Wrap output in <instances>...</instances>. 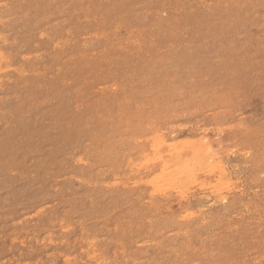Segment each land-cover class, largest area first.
I'll list each match as a JSON object with an SVG mask.
<instances>
[{"label":"rangeland","instance_id":"rangeland-1","mask_svg":"<svg viewBox=\"0 0 264 264\" xmlns=\"http://www.w3.org/2000/svg\"><path fill=\"white\" fill-rule=\"evenodd\" d=\"M0 264H264V0H0Z\"/></svg>","mask_w":264,"mask_h":264},{"label":"bare ground","instance_id":"bare-ground-1","mask_svg":"<svg viewBox=\"0 0 264 264\" xmlns=\"http://www.w3.org/2000/svg\"><path fill=\"white\" fill-rule=\"evenodd\" d=\"M156 134H157V133H156ZM156 134H155V135H156ZM157 138H158V137H157ZM157 138L154 139V141H153L154 143L152 144V148H153L154 146H155V147L158 146L157 149H159V147L161 146L160 149H162V146H165V142L161 141V142H162V145H161V144H160L161 142L159 141V139L157 140ZM159 138H160V137H159ZM158 141H159V142H158ZM190 141H191V140H190ZM155 142H156V143H155ZM179 142H180V141H179ZM166 144H167V143H166ZM180 145H181V143H180ZM180 145H177L176 143H174L173 145L171 144V147H170V145L168 146V149L170 150V152L168 151V152H169V155H168L169 158H171V157H174V158H175V156H177V154H178V151H183V150H184V148H185L184 145H182V149L178 148ZM176 146H177V147H176ZM155 147H154L153 149H156ZM151 150H152V149H151ZM184 151H185V150H184ZM187 151H188V150H187ZM168 156H167V157H168ZM182 156H184V155H182ZM164 158H166V157H164ZM164 158H163V160H164ZM169 158H168V159H169ZM148 159H149V158H148ZM149 160H150V159H149ZM160 160H161V161H160ZM160 160L157 161V162H159V164H161L162 167H165V166H166V168H167V166L170 164V162H172L171 160H169V162L164 160V161L166 162V163H164V162H162V161H163L162 159H160ZM143 161H144V160H143ZM201 161H202V160H201ZM195 162H196V161H195ZM171 166H172V165H171ZM154 167H155V166H154ZM166 168H165V169H166ZM168 168H169V166H168ZM160 169H161V168H160ZM165 169L162 168V170H165ZM169 169H171V168H169ZM217 171H218V169H214L212 175L214 174L213 176H216L217 173H218ZM163 172H164V171H163ZM199 182H200V181H199ZM214 186H215V185H214ZM214 188H215V187H214ZM216 188H217V187H216ZM216 188H215V189H216ZM205 238H206V237H205Z\"/></svg>","mask_w":264,"mask_h":264}]
</instances>
